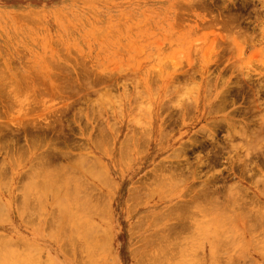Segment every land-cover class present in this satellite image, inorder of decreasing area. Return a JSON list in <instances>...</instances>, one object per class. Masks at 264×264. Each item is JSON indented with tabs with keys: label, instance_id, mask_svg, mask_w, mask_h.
Here are the masks:
<instances>
[{
	"label": "rangeland",
	"instance_id": "1",
	"mask_svg": "<svg viewBox=\"0 0 264 264\" xmlns=\"http://www.w3.org/2000/svg\"><path fill=\"white\" fill-rule=\"evenodd\" d=\"M0 184V264H264V0H0Z\"/></svg>",
	"mask_w": 264,
	"mask_h": 264
},
{
	"label": "bare ground",
	"instance_id": "2",
	"mask_svg": "<svg viewBox=\"0 0 264 264\" xmlns=\"http://www.w3.org/2000/svg\"><path fill=\"white\" fill-rule=\"evenodd\" d=\"M164 94H165V92H164ZM161 106H163V105H161ZM161 108H162V107H161ZM161 110H162V109H161ZM121 115H122V114H121ZM234 124H236V123H233V125H234ZM237 124H238V123H237ZM231 125H232V124H231ZM234 126H235V125H234ZM101 129H103V128H101ZM243 129H244V128H243ZM243 129H242V130H243ZM100 131H102V130H100ZM243 131H244V130H243ZM245 131H246V130H245ZM103 132H104V131H103ZM103 132H102V133H103ZM239 132H240V131H239ZM254 132H255V131H254ZM102 133H101V134H102ZM240 133H242V131H241ZM106 134H107V133L105 132V134H103V137H104V135H106ZM238 134H239V133H238ZM251 134H252L251 137L255 138V137H254L255 134L252 133V132H251ZM129 135H130V134L126 135V136H128L127 138H129L128 140H130V137H131V136L129 137ZM124 136H125V135H124ZM259 136H260V134H259ZM93 137H94V136H93ZM94 138H95V139H94ZM94 138H93L94 140L91 139V140H92L91 142H94V141H95V142L98 143V141H96V137H94ZM123 138H124V137H123ZM240 138H243V136L240 135ZM258 138H259V137H258ZM260 138H261V137H260ZM105 139H106V137H105ZM140 139H141V138H140ZM251 139H252V138H251ZM98 140H99V139H98ZM123 140H124V139H123ZM128 140H127L126 137H125V141H122V143H125V142L127 141L126 146H125V144H123V146L126 147V148L124 147L125 150L128 149V148H127V145L129 146V144H128L129 141H128ZM134 140L137 141V140H136V137L134 138ZM134 140H133V141H134ZM256 140H257V138H256ZM95 142H94V143H95ZM139 142H140V141H139ZM197 142H198V141H197ZM137 143H138V142H137ZM95 144H96V143H95ZM230 144H231V143H230ZM121 145H122V144H121ZM95 146L97 147L98 144H96ZM202 146H203V145H202ZM202 146H201V147H202ZM211 146H212V145H211ZM215 146H216V145H215ZM120 147L122 148V146H120ZM213 147H214V146H213ZM255 147H256V146H255ZM51 148H52V147H51ZM56 148H57V147H56ZM98 148H99V150H101L100 147H98ZM121 148H120V149H121ZM217 149H218V148H217ZM221 149H222V148H221ZM224 149H225V148H224ZM53 150H55V149H53ZM122 150H123V149H121V151H122ZM231 150H232V149H231ZM46 151L48 152L49 150L46 149ZM50 151H51V152H54V151H52V149H50ZM55 151H56V150H55ZM216 151H217V150H216ZM56 152H57V151H56ZM217 152H218V151H217ZM217 152H216V153H217ZM58 153H59V155H60V152H58ZM229 153H230V152H229ZM48 154H50V155L52 154L51 156L54 155L53 153H48ZM48 154H47V157L49 158L50 155H48ZM61 154H62V153H61ZM122 154H123V152H122ZM124 154H125V153H124ZM230 154H231V153H230ZM63 155H64V153H63ZM79 155H80V154H79ZM219 155H220V153H219ZM227 155H228V154H227ZM227 155H226V156H227ZM57 156H58V155H57ZM61 156H62V155H61ZM77 156H78V155H77ZM80 156L83 157V155H80ZM80 156H79V157H80ZM86 156H87V155H86ZM214 156L216 157L215 152H214ZM214 156H213V157H214ZM231 156H232V155H231ZM45 157H46V156H44V158H45ZM54 157H55V156H54ZM54 157H52V158H54ZM58 157H59V156H58ZM84 157H85V155H84ZM84 157H83L82 161L85 159ZM87 157H88V156H87ZM213 157H211V158H213ZM215 157H214V158H215ZM217 157H218V156H217ZM88 158H89V157H88ZM93 158H94V157H93ZM226 158H227V157H226ZM230 158H231V157H230ZM236 158H238V156H237ZM239 158H240V157H239ZM239 158H238V159H239ZM244 158H245V157H244ZM55 159H57V158H55ZM76 159H77V158H76ZM78 159H79V158H78ZM97 159H98V158H97ZM228 159H229V158H228ZM250 159H251V158H250ZM72 160H73V159H72ZM72 160H71V161H72ZM79 160H80V159H79ZM85 160H86V159H85ZM89 160H90V159H89ZM94 160H95V158H94ZM186 160H187V158H186ZM229 160H230V159H229ZM246 160H249V159H247V158H246L245 160L243 159V162H246ZM43 161L46 162V160H42L41 162L43 163ZM71 161H70V162H71ZM90 161H91V160H90ZM90 161H89V163H90ZM95 161H97V160H95ZM214 161H215V159H214ZM240 161H242V160L239 159L238 162H240ZM48 162H49V161H48ZM50 162H52V160H51ZM86 162H87V161H86ZM93 162H94V161H93ZM93 162H92V163H93ZM98 162H100V161H98ZM181 162H182V161H181ZM185 162H186V161H185ZM81 163L84 164V165L82 164V166L84 167V166H85V162L83 161V162H81ZM100 163H101V162H100ZM162 163H163V162H162ZM186 163H188V162H186ZM211 163L213 164V162H211ZM90 164H91V163H90ZM201 164L203 165V163H201ZM80 165H81V164H80ZM88 165H89V164H88ZM88 165H87V166H88ZM93 165H94V164H93ZM93 165H92V166H93ZM96 165H97V163L95 164V166H96ZM164 165H165V164H164ZM176 165H177V164H176ZM176 165H175V166H176ZM178 165H179V164H178ZM198 165H200V164H198ZM247 165H248V164H247ZM82 166H81V167H82ZM213 166H214V165H213ZM213 166H212V167H213ZM248 166H249V165H248ZM88 167H89V166H88ZM88 167H84V171H85V169H86V173H87L88 171L92 170V168H90V170L88 169V171H87V168H88ZM97 167H98V166H97ZM97 167H96V169H98ZM165 167H166V165H165ZM169 167H171L170 164H169L168 168H169ZM56 168H57V167H55V170H56ZM58 168H59V169H58ZM58 168H57V170H59V172H57V173H58V174H59V173L61 174L60 170H61L62 168H61V167H58ZM60 168H61V169H60ZM99 168H100V167H99ZM174 168H176V167H174ZM174 168H173L172 170H174ZM179 168H180V166H179ZM182 168H183V167H182ZM186 168H187V167H186ZM186 168H183L182 170H183V171H186V170H185ZM200 168H201V166H200ZM48 169H49V171H48ZM51 169H52V168H47V167L44 168V170L48 171L49 173H50ZM69 169H71V168H69ZM82 169H83V168H82ZM96 169H94V170H96ZM102 169H103V168H102ZM198 169H199V167H198ZM249 169H250V168H249ZM251 169H252V168H251ZM55 170H54V171H55ZM94 170H92V172H94ZM100 170H101V169H100ZM100 170H99V171H100ZM169 170H170V169H169ZM182 170L179 169V172H180V171L182 172ZM191 170H192V169H191ZM196 170H197V169H196ZM199 170H200V169H199ZM241 170H242V169H241ZM41 171L43 172V170H41ZM46 171H44V172H46ZM99 171H98V172H99ZM170 171H171V170H170ZM246 171H247V170H246ZM48 172H47V173H48ZM68 172H69V171H68ZM68 172H65V173H68ZM70 172H72V171H70ZM70 172H69V174H71ZM95 172H96V171H95ZM162 172H163V171H162ZM167 172H168V170H167ZM171 172H172V171H171ZM199 172H200V171H199ZM49 173H48V175H49ZM51 173H52V174H51ZM51 173H50V178H49V179H50V180H53V177H51V176H56V175H54L53 172H51ZM54 173H55V172H54ZM65 173H64V174H65ZM72 173H75V172H72ZM90 173H91V172H90ZM102 173L104 174V171H102L100 174L102 175ZM173 173H174V172H173ZM175 173H176V172H175ZM175 173H174V174H175ZM185 173H186V172H185ZM196 173H197V172H196ZM241 173H242V171H241ZM38 174H42V173H41V172H40V173L38 172ZM45 174H46V173H45ZM58 174H57V175H58ZM62 174H63V171H62ZM92 174H94V176H96L97 174H98V176L100 175L99 173H92ZM105 174H106V173H105ZM105 174H104V177H105V180H107V179H106L107 176H105ZM169 174H170V173H169ZM231 174H232V173H231ZM242 174H243V173H242ZM46 175H47V174H46ZM48 175H47V176H48ZM65 175H66V174H65ZM65 175H64V176H65ZM72 175L74 176V174H72ZM101 175H100V176H101ZM170 175L173 176L172 174H170ZM185 175H186V174H185ZM47 176H46V177H47ZM60 176H61V175H60ZM62 176H63V175H62ZM62 176H61V179L64 180V177H62ZM75 176H76V175H75ZM75 176H74V177H75ZM102 176H103V175H102ZM102 176H101V178L99 177L98 180L101 179V181H102V179H104V178H102ZM180 176H181V174H180ZM180 176H179V177H180ZM220 176H221V175H220ZM228 176H230V175H228ZM241 176H242V175H241ZM42 177H43V176H42ZM48 177H49V176H48ZM48 177H47V178H48ZM56 177H58V176H56ZM67 177H68V174H67ZM76 177H77V176H76ZM79 177H81V176H78V178H79ZM179 177H178V178H179ZM183 177H184V173H183ZM218 177H219V176H218ZM221 177H222V176H221ZM69 178H70V177H69ZM71 178H73V177H71ZM107 178H108V177H107ZM173 178H175V177H173ZM173 178L171 177V179H173ZM176 178H177V176H176ZM210 178H211V177H210ZM213 178H214V177H213ZM44 179H45V178H44ZM55 179H56V178H55ZM65 179H67V178H65ZM108 179H109V178H108ZM181 179H182V178H181ZM214 179H215V178H214ZM221 179H222V178H221ZM227 179H228V178H227ZM41 180H42V179H41ZM41 180H40V181H41ZM45 180H46V179H45ZM45 180H44V181H45ZM73 180H74V182H75V179H73ZM79 180H80V178H79ZM79 180H77V181L79 182ZM176 180H179V179H175V181H176ZM216 180H217V178H216ZM37 181H38V180H37ZM46 181H47V180H46ZM59 181H60V180H59ZM59 181H58V183H59ZM70 181H71V180H70ZM86 181H87V179H86ZM86 181H85V183L83 184L84 186L87 184ZM107 181H108V180H107ZM162 181H163V180H162ZM162 181H161V182H162ZM211 181H212V180H211ZM235 181H236V180H235ZM235 181H234V182H235ZM38 182H39V181H38ZM50 182H52V181H49V183H50ZM63 182H67V181L65 180V181H63ZM81 182H82V181L80 180V183H81ZM87 182H88V181H87ZM139 182H140V181H139ZM169 182H171V181L169 180ZM172 182H173V183H176V182H174V181H172ZM180 182H181V180H179V183H180ZM216 182H217V181H216ZM226 182H227V181H226ZM41 183H42V181H41ZM52 183H53V182H52ZM60 183H62V182H60ZM71 183H73V182L71 181ZM80 183H78V184L80 185ZM104 183H106V182L104 181ZM140 183H141V182H140ZM142 183H143V181H142ZM142 183H141V186H142ZM162 183H163V182H162ZM162 183H161V185H162ZM177 183H178V182H177ZM182 183H183V182H182ZM30 184H31V183H30ZM43 184H44V182H43ZM68 184H70V182H69ZM68 184H67V185H68ZM78 184H77V185H78ZM89 184H90V183H89ZM89 184H88V185H89ZM166 184L169 185V183H166ZM170 184H172V183H170ZM233 184H234V183H233ZM233 184H231V185H233ZM0 185H1V184H0ZM51 185H52V184H51ZM51 185H49V187H50ZM56 185H59V184L56 183ZM56 185H55V186H56ZM60 185H61V184H60ZM62 185H63V183H62ZM70 185H71V184H70ZM70 185H69V187H70ZM105 185H106V184H105ZM137 185H138V184H137ZM159 185H160V184H159ZM168 185H166V186L168 187ZM173 185L175 186V184H173ZM210 185L212 186L213 184L210 183ZM238 185H240V184H238ZM238 185H237V187H236L235 184H234V186H232V187H233V188L235 187L236 189H237V188H238V189L242 188V187H238ZM35 186H36V185H35ZM55 186H54V188H55V190H57L58 188L56 189L57 186H56V187H55ZM73 186L75 187L76 185H75V184L72 185V188H74ZM81 186H82V185H81ZM162 186H164V184H163ZM176 186H177V184H176ZM176 186H175V187H176ZM205 186H206V185H205ZM240 186H241V185H240ZM44 187H45V186H43L42 189H43ZM85 187H86V186H85ZM89 187H90V186H88V188H89ZM203 187H204V186H203ZM208 187H210L209 184H208V186H206V188H204L203 190H199V191H202V194H201L200 196H203V197H202V198H204L203 200H206L207 203H209V204H207V203H205V204H207L208 206L210 205L211 207L214 206L215 208H216L217 205H219V206H223V204L225 203L224 200H223L224 203L221 202L222 205L219 204L220 202H219V203L217 202V201H219V200H218V197H220V195L217 194V193H219V192H216V191L210 190V188H208ZM212 187H213V186H212ZM232 187L230 188V191H234V190H236L235 188L233 189ZM36 188H37V187H36ZM61 188H62V187H61ZM80 188H83V187H80ZM95 188H96V187H95ZM112 188H114V187L112 186ZM137 188L139 189L140 186L136 187V189H137ZM142 188H143V187H142ZM158 188H159V187H158ZM160 188H161V187H160ZM170 188H171V187H170ZM176 188H178V187H176ZM200 188L202 189V186H200ZM59 189H60V188H59ZM67 189H68V188H67ZM75 189H76V188H75ZM75 189H74V190H75ZM84 189H85V188H84ZM167 189H168V188H167ZM24 190H25V189H24ZM68 190H70V189H68ZM89 190H90V188L87 190L88 193H89ZM140 190H141V189H140ZM142 190H144V189H142ZM142 190H141L142 193H143L144 191H146V189H145L144 191H142ZM175 190H176V189H175ZM44 191H45V190H44ZM57 191H58V190H57ZM57 191H56V192H57ZM71 191H72V190H71ZM78 191H79V190H78ZM81 191H82V190H81ZM84 191H85V190H84ZM84 191H83V192H84ZM135 191H137V190H135V189H130V196L132 195V196L134 197V195H136V197H138L139 194H138L137 192H135ZM163 191H165V190H163ZM171 191H172V190H171ZM23 192H24V191H23ZM53 192H54V191H53ZM67 192H68V191H66L65 193L67 194ZM79 192H80V191H79ZM141 192H140V195L142 194ZM69 193H70V192H69ZM72 193H73V192H72ZM72 193H70V194H72ZM81 193H82V192H81ZM81 193L79 194V193H76V192H75L74 194H76V195L79 194L80 196H81V195H84V194H81ZM84 193H85V192H84ZM88 193H85V194L88 196V195H89ZM90 193H91V192H90ZM135 193H137V194H135ZM145 193H147V192H145ZM133 194H134V195H133ZM196 194H197V193H196ZM215 194H216V195H215ZM219 194H220V193H219ZM234 194H235V193H234ZM23 195H26V192H25V194H23ZM55 195H56V194H55ZM68 195H69V194H68ZM68 195H67V196H68ZM93 195H94V194H93ZM140 195H139V196H140ZM143 195H144V194H143ZM163 195H164V194H163ZM165 195H166V194H165ZM229 195H230V194H229ZM231 195H232V194H231ZM231 195H230V196H231ZM26 196H28V195H26ZM77 196H78V195H77ZM77 196H75V198H77ZM84 196H85V195H84ZM197 196H199V195H197ZM216 196H217V197H216ZM235 196H236V195H232V197H231V198H232L231 201L228 200V199L226 198V199H227V200L225 199V200H226V203H227V201H228V203H229V202H235V200L237 199V197L235 198ZM68 197H69V196H68ZM92 197H93V196H92ZM103 197H104V195H103ZM190 197L193 198L192 196H190ZM195 197H196V196H195ZM70 198H71V196H70ZM79 198H81V200L83 199L82 197H79ZM90 198H91V197H90ZM106 198H107V197H106ZM197 198H198V197H197ZM200 198H201V197H200ZM95 199H96V198H95ZM198 199H199V198H198ZM71 200H72V199H71ZM84 200L86 201L85 198H84ZM102 200H105V197H104V199H102ZM192 200H193V199H192ZM79 201H80V200H79ZM100 201H101V200L98 199V202H100ZM138 201H139V200H138ZM188 201H189V199H188ZM196 201H197V200H196ZM198 201H199V200H198ZM184 202H185V201H184ZM193 202L196 203L195 201H193ZM0 203H1V201H0ZM95 203H96V202H95ZM95 203H94V204H95ZM101 203L104 204V202H102V201H101ZM190 203H192V202H191V199H190V201H189V204H186V202H185L184 204L187 205V206H186L187 208H188L189 205H191V206H192V205H195V206H196V204H197V203H196V204H194V203L190 204ZM62 204H63V203H62ZM79 204H80V203H79ZM79 204H78V205H79ZM198 204H199V203H198ZM63 205H64V204H63ZM100 205H101V204H98V206H100ZM133 205H134V203H133ZM207 205H205V206H207ZM1 206H2V204H1ZM80 206H81V205H80ZM87 206H88V204H87ZM87 206H86V208H84V207H85V205H84V207H81V209H83V208H84V209H87ZM102 206H103V205H102ZM106 206H107V205H106ZM191 206H190L188 209H190ZM195 206H194V208H198V209H200V211H201V206H200V204L198 205V206H200V208L197 207V206L195 207ZM65 207H66V205H65ZM67 207H68V206H67ZM71 207H72V206H71ZM103 207H104V206H103ZM214 207H212V208L214 209ZM223 207H224V206H223ZM69 208H70V207H69ZM74 208H75V207H74ZM78 208H79V206H78ZM146 208H147V207H146ZM187 208H185V209H187ZM63 209H64V208H63ZM67 209H68V208H67ZM67 209H65V211H66ZM72 209H73V208H72ZM79 209H80V208H79ZM105 209H106V208H105ZM185 209H184V210H185ZM191 209H192V208H191ZM198 209H197V210H198ZM223 209H224V208H223ZM108 210H109V209H108ZM209 210H210V209H209ZM225 210H226V209H225ZM67 211H71V210L68 209ZM67 211H66V212H67ZM80 211H81V210H80ZM84 211H85V210H84ZM104 211H105V210H104ZM177 211H178V210H177ZM190 211H191V210H190ZM193 211H194V210H193ZM213 211H215V210H213ZM216 211H217V210H216ZM63 212H64V211H63ZM82 212H83V210H82ZM197 212H198V211H197ZM202 212H204V211H202ZM85 213H86V212H83V214H85ZM68 214H70V213H68ZM72 214H74V213H72ZM91 214H92V213H91ZM178 214H179V213H178ZM195 214H196V213H195ZM200 214H201V213H200ZM206 214H207V213H206ZM65 215H66V213H65ZM97 215L100 216V215L98 214V212H97ZM176 215H177V214H176ZM193 215H194V214H193ZM76 216H77V215H76ZM162 216L164 217V214H163ZM166 216H167V215H166ZM166 216H165V217H166ZM195 216H196V215H195ZM144 217H145V216H144ZM152 217H153V216H152ZM157 217H161V215L159 214L158 216H156V217L154 216L153 218L156 219ZM163 217H161L160 219H163ZM177 217H179V215L176 216V218H177ZM180 217H181V216H180ZM191 217H193V216H191ZM68 218H69V217H68ZM68 218H67V219H68ZM76 218H77V217H76ZM142 218H143V217H142ZM142 218H141V220H142ZM196 218H197V217H195V219H196ZM198 218H199V217H198ZM224 218H226V214H225V213H224ZM224 218H223V219H224ZM67 219H66V221H67ZM143 219H144V218H143ZM155 219H153V220H155ZM181 219H182V217H181ZM206 219H207V218H206ZM223 219H222V220H223ZM70 220H71V219H70ZM145 220H147V219L145 218ZM198 220H199V219H198ZM75 221H76V220H75ZM155 221H157V220H155ZM176 221H177V220H176ZM219 221H220V220H219ZM69 222H70V221H69ZM137 222H138V221H137ZM180 222L183 223V221H180ZM197 222H199V221H197ZM220 222H221V221H220ZM66 223H67V222H66ZM75 223H77V222H75ZM78 224H79V223H78ZM142 224H143V223H142ZM183 224H184V223H183ZM195 224H196V222H195ZM221 224H223V223L221 222ZM67 225H68V224H66V227H68ZM184 225H185V224H184ZM219 225H220V223H219ZM69 226H70V224H69ZM75 226H76V224H75ZM85 226H86V225H85ZM171 226H172V225H171ZM174 226H175V225H174ZM64 227H65V226H64ZM66 227H65V228H66ZM76 227H77V226H76ZM83 227H84V226H83ZM134 227H135V226H134ZM186 227H187V226H186ZM65 228H64V229H65ZM71 228H72V227H71ZM73 228H74V227H73ZM80 228H82V227H80ZM138 228H140V227H138ZM173 228H174V227H173ZM175 228L177 229V230L175 229L176 231H178V230L180 229V227H179V229H178V227H175ZM66 229H67V228H66ZM66 229H65V230H66ZM90 230H91V229H90ZM132 230H133V229H132ZM132 230H131V231H132ZM67 231H68V230H67ZM67 231H64V234H65V232H67ZM76 231H77V230H76ZM164 231H165V230H164ZM181 231H182V230H181ZM91 232H92V231H91ZM157 232H158V231H157ZM157 232H156V233H157ZM166 232H167V231H166ZM169 232H170V231H169ZM182 232H183V231H182ZM71 233H72V229H71ZM74 233H75V232H74ZM92 233H93V232H92ZM92 233H91V234H92ZM95 233H96V232H95ZM183 233H184V232H183ZM78 234H79V233H78ZM162 234H163V233H162ZM166 234H167V233H166ZM178 234H179V231H178ZM178 234L176 233V236H175V235H174V236L172 235V236H173V237H177ZM197 234H198V233H197ZM221 234H222V233H221ZM223 234H224V233H223ZM67 235H68V234H67ZM67 235H66V236H67ZM100 235H101V234H100ZM102 235H103V234H102ZM159 235H160V234H159ZM163 235H164V234H163ZM169 235H170V234H169ZM180 235H181V232H180L179 236H180ZM193 235H195V233H194ZM64 236H65V235H64ZM73 236H74V234H73ZM90 236H91V235H90ZM90 236H89V237H90ZM152 236H153V234H152ZM160 236H161V235H160ZM199 236H200V235H199ZM108 237H109V236H108ZM155 237H157V236H155ZM166 237H167V236H166ZM181 237H182V236H181ZM65 238H66V237H65ZM65 238H64V240H63V243L66 241V239L68 238V236H67L66 239H65ZM74 238H75V237H74ZM74 238H73V239H74ZM86 238H87V237H86ZM101 238H102V237H101ZM167 238H168V237H167ZM169 238H170V237H169ZM177 238H178V237H177ZM183 238H184V237H183ZM199 238H200V237H198V239H199ZM222 238H223V237H222ZM70 239H71V238H70ZM88 239H89V238H88ZM88 239H87V240H88ZM140 239H141V238H140ZM145 239L147 240V238H145ZM162 239H163V236H162ZM186 239H187V238H186ZM188 239H189V238H188ZM188 239H187V240H188ZM193 239H194V238H193ZM196 239H197V238H196ZM196 239H194V240H196ZM68 240H69V239H68ZM68 240H67V241H68ZM79 240H80V239H79ZM97 240H98V239H97ZM101 240H102V239H101ZM160 240H161V239H160ZM175 240H177V239H175ZM182 240H184V239H182ZM187 240H186V241H187ZM217 240H218V239H217ZM221 240H222V239H221ZM69 241H70V240H69ZM77 241H78V240H77ZM88 241L90 242V240H88ZM138 241H139V240H138ZM142 241H143V240H142ZM149 241H150V240H149ZM149 241H148V242H149ZM173 241H174V240H173ZM173 241L170 240V244H171V242L173 243ZM177 241H179V240H177ZM191 241H192V240H191ZM218 241H219V240H218ZM82 242H83V241H82ZM106 242H107V241H106ZM145 242H146V241H145ZM160 242H161V241H160ZM179 242H180V241H179ZM195 242H197V240H196ZM63 243H62V244H63ZM66 243H68V242H66ZM66 243H65V245H66ZM142 243H144V242H142ZM149 243H151V242H149ZM149 243H148V244H149ZM157 243H158V242H157ZM157 243H156V244H157ZM182 243H184V242H182ZM193 243H194V242H193ZM216 243H217V242H216ZM218 243H220V242H218ZM184 244H185V243H184ZM186 244H187V243H186ZM186 244H185V245H186ZM190 244H191V243H190ZM67 245H68V244H67ZM67 245H66V246H67ZM76 245H77V244H76ZM144 245H145V244H144ZM149 245H150V244H149ZM157 245H158V244H157ZM193 245H194V244H193ZM193 245H192V246H193ZM196 245H197V244H196ZM219 245H220V244H219ZM77 246H79V245H77ZM80 246H82V245H80ZM84 246H85V245L83 244V248H84ZM147 246H148V245H147ZM164 246H165V245H164ZM200 246H201V245H200ZM141 247H142V246H141ZM65 248H66V247H65ZM75 248H77V247L75 246ZM78 248H79V247H78ZM81 248H82V247H81ZM85 248H86V247H85ZM159 248H160V247H159ZM178 248H179V247H178ZM182 248H183V247H182ZM69 249H70V248H69ZM79 249H80V248H79ZM137 249H138V248H137ZM169 249H171V248H169ZM169 249H168V250H169ZM180 249H181V247H180ZM191 249H192V248H191ZM194 249H196V248H194ZM197 249H198V248H197ZM67 250H68V249H67ZM135 250H136V249H135ZM172 250H175V248L172 249ZM181 250H182V249H181ZM183 250H184V249H183ZM133 251H134V250H133ZM150 251H151V250H150ZM150 251H149V252H150ZM86 252H87V250H86ZM86 252H85V253H86ZM134 252H135V251H134ZM174 252H175V251H174ZM198 252H199V251H197V253H198ZM88 253H89V252H88ZM91 253H92V252H91ZM132 253H133V252H132ZM135 254H136V252H135L134 254H132V255H135ZM143 254H144V253H143ZM172 254H173V253H172ZM179 254H180V253H179ZM181 254H182V253H181ZM20 255H21V254H20ZM22 255H24V254H22ZM93 255H94V254H93ZM144 255H145V254H144ZM161 255H162V253H161ZM198 255H199V254H198ZM6 256H7V255H6ZM159 256H160V255H159ZM179 256H180V255H179ZM18 257H19V256H18ZM18 257H17V259H18ZM23 257H24V256H23ZM170 257H171L172 259H173V257L175 258V256H173V257L170 256ZM5 258H6V257L4 256V259H5ZM9 258H10V257H9ZM26 258H27V257H25V259H26ZM76 258H77V257H76ZM84 258H85V257H84ZM165 258L167 259V256H166ZM171 258H170V259H171ZM197 258H198V257H197ZM161 259H162V258H161ZM163 259H164V258H163ZM172 259H171V261H170V260H168V261L172 262V261H173ZM199 259H200V258H199ZM201 259H202V257H201ZM2 260H3V259H2ZM5 260H6V259H5ZM7 260H8V259H7ZM83 260H84V259H83ZM92 261H93V260H92ZM165 261H166V260H165ZM174 261H175V259H174ZM197 261H199V260H197ZM200 261H201V260H200ZM79 262H80V260H79ZM79 262H78V263H79ZM84 262H85V261H84ZM88 262H89V260H88ZM99 262H100V261H99ZM156 262H158V261H156ZM175 262H176V261H175ZM175 262H174V264H175ZM1 263H2V262H1ZM3 263H4V262H3ZM95 263H96V262H95ZM197 263H198V262H197ZM99 264H100V263H99ZM102 264H103V263H102ZM135 264H136V263H135ZM158 264H159V263H158ZM160 264H161V263H160ZM167 264H168V263H167ZM184 264H185V263H184Z\"/></svg>",
	"mask_w": 264,
	"mask_h": 264
}]
</instances>
